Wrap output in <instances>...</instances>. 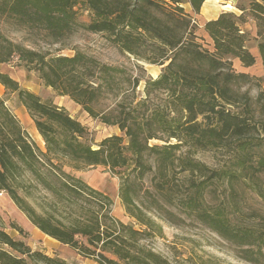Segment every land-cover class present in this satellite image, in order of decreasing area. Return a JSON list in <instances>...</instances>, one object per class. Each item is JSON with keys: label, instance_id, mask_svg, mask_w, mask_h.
I'll use <instances>...</instances> for the list:
<instances>
[{"label": "trees", "instance_id": "trees-1", "mask_svg": "<svg viewBox=\"0 0 264 264\" xmlns=\"http://www.w3.org/2000/svg\"><path fill=\"white\" fill-rule=\"evenodd\" d=\"M204 2L0 0V20L40 37L45 44L64 46L82 27L104 34L137 62L165 64L156 78L145 79L139 97L136 89L141 79L126 68L101 63L79 50L64 56L30 49L0 32V63L16 56L37 72L45 86L68 97L89 117L117 126L124 135L104 138L92 148L83 140L87 128L63 108L42 101L0 73V85L17 96L45 144V152H41L28 140L0 98V190L8 193L40 232L100 264H166L159 255L139 245L146 230H136L111 216L112 199L107 194L63 170L64 166L74 171L102 166L120 175V201L126 213L141 225L150 227L145 211L162 214L170 222L181 221L170 210L176 201L180 213L240 249L245 261L258 264L264 257V231L251 224L234 223L241 211L238 185L250 183V189L264 198V154L259 152L264 140L250 138L257 126L250 121L249 112L245 115L231 110L240 104L244 109L250 107L247 92L240 93L236 88L249 75L236 73L231 59L251 67L255 57L246 48L249 35L240 28L245 22L243 13L236 16L223 12L204 23L212 52L196 42L194 22L183 5L189 4L198 14ZM247 2L254 19L264 22V0ZM79 7L90 16L87 24L77 20ZM257 50L264 73V37ZM153 140L163 144H151ZM234 140L237 145L232 160L217 169L193 157L196 150H221ZM176 169L189 178L183 194L165 187L169 172ZM21 173L38 179L59 202L66 201L71 208L66 222L38 215L18 195L16 176ZM145 178H149V187L143 184ZM218 185L226 190L214 195L213 202L208 195ZM15 230L22 233L19 227ZM0 264L67 263L32 251L0 227Z\"/></svg>", "mask_w": 264, "mask_h": 264}, {"label": "rangeland", "instance_id": "rangeland-1", "mask_svg": "<svg viewBox=\"0 0 264 264\" xmlns=\"http://www.w3.org/2000/svg\"><path fill=\"white\" fill-rule=\"evenodd\" d=\"M183 8L194 22L196 42L203 49H207L210 52L213 51V44L204 31V23L217 18L223 12H231L236 16L244 14L245 22L241 24L240 28L249 35L246 48L255 57V64L251 67H244L237 59L232 58L231 61L232 68L236 73L249 75V79L245 83L242 82L241 85H237L236 88H238L240 93L247 92L250 98V107L249 109L248 107L244 109V106L240 104L231 110L245 115L249 112L250 121L257 126L256 130L252 131L250 138L264 140V73L257 50V44L264 37V22L259 21L258 23L254 19L249 10L247 0H205L198 14H194L187 4H184ZM240 8H244V11ZM89 19L88 12L79 7L78 22L87 24ZM0 32L12 42L19 43L30 49L49 51L64 56H72L75 51L79 50L96 58L101 63L126 68L132 75L141 79L136 89L139 97L142 96L145 79L156 78L160 74L161 68L165 66V64L158 66L142 61L137 62L132 56L122 53L117 47L112 45L104 34L91 33L82 27L76 29L66 40L64 46L60 44H45L40 37L27 31L25 32V30L17 29L10 22L4 20H0ZM0 73L7 74L22 89L36 94L42 101L51 102L63 108L72 119L87 128L88 133L83 140L92 148H96L104 138L113 135L124 137L117 126L106 125L97 119L89 117L79 105L68 97L59 96L52 88L45 86L37 72L28 69L25 63L16 56L7 62L0 63ZM0 98L5 101L6 107L18 120L28 140L41 152H45L44 141L17 96L6 91L0 85ZM150 143L163 144V142L156 140L150 141ZM236 145L237 141L234 140L221 150H196L193 153V157L209 168L217 169L232 160L231 157ZM259 152L264 154V147ZM253 160H256V157ZM63 163L67 162L64 161ZM39 168L43 167L39 166ZM63 170L80 178L90 187L107 194L112 199L111 216L136 230H146L147 234L139 242V245L159 255L166 261V264H252L241 257L242 252L240 249L235 248L196 220L185 217L180 213L176 201H174V206L170 210L180 217L181 221L175 220L172 223L165 219L162 214L154 211H145L151 222L150 227L147 228L126 213L118 196L121 182L120 175L112 173L109 169L102 166L84 167L79 171H74L64 166ZM41 172H44V170L41 169ZM16 177L18 195L38 215L54 216L56 219L66 222V218L71 214V208H69L64 199H62V203L59 202L55 196L39 184L38 179H34L30 174L21 173ZM167 178L168 185H165L166 188L171 187L178 194L184 193L189 179L185 173H181L176 169L170 171ZM143 184L145 187H149V178H145ZM249 184H240L236 187V191L240 194L238 202L241 211L237 214L239 220L237 219L238 221L236 220L234 223L237 226L251 224L257 229L264 231V198L256 195L248 186ZM224 190L226 188L221 185L216 186V188L213 187L212 193L208 197L213 202H216L214 195L220 196ZM1 191L3 194L0 195V227L12 238L23 241L32 251H39L49 258H57L67 264H100L95 258H86L77 250L63 245L40 232L31 224L26 215L16 207L9 198L8 193ZM63 196L66 198L65 195ZM145 203L148 205L147 202ZM15 226L21 228L22 233H18L15 230ZM78 240L85 243V240L81 237H78ZM106 256L113 258L108 254ZM258 264H264V257Z\"/></svg>", "mask_w": 264, "mask_h": 264}, {"label": "built area", "instance_id": "built-area-1", "mask_svg": "<svg viewBox=\"0 0 264 264\" xmlns=\"http://www.w3.org/2000/svg\"><path fill=\"white\" fill-rule=\"evenodd\" d=\"M1 194H3V192H2V191L0 192V195H1Z\"/></svg>", "mask_w": 264, "mask_h": 264}, {"label": "crops", "instance_id": "crops-1", "mask_svg": "<svg viewBox=\"0 0 264 264\" xmlns=\"http://www.w3.org/2000/svg\"><path fill=\"white\" fill-rule=\"evenodd\" d=\"M187 5H189V4H187ZM216 19V18H215ZM214 20V19H213Z\"/></svg>", "mask_w": 264, "mask_h": 264}]
</instances>
